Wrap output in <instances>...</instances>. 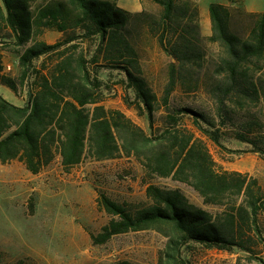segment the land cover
<instances>
[{"label": "trees", "instance_id": "1", "mask_svg": "<svg viewBox=\"0 0 264 264\" xmlns=\"http://www.w3.org/2000/svg\"><path fill=\"white\" fill-rule=\"evenodd\" d=\"M151 1L162 7L159 16L145 10L132 13L117 0H53L37 6V0H0V86L25 99L19 104L0 91V162L18 160L38 174L58 156L66 171L88 155L97 161L135 157L148 176L186 183L204 204L223 209L213 213L192 203L180 188L155 184L147 187L152 203L134 211L102 193L97 203L110 220L101 232L92 234L95 245L130 231L154 229L166 237L158 264H193L200 247L257 253L259 244H264L259 181L239 171L218 169L206 140L221 144V130H214L212 120L192 109L172 111L169 103L176 82L186 85L189 72L204 67V40L217 44L223 53L214 71L221 78L210 85L220 108L227 101L241 107L264 101V79L256 77L264 66V12L213 3L212 33L204 37L194 1ZM234 10L254 20L244 36L231 27ZM140 15L174 60L163 97L144 76L131 38L130 24ZM47 29L62 33L64 40L50 44L38 39ZM6 50L15 54L16 75L6 71ZM101 70L107 71L106 78ZM119 86L126 106L147 116L150 131L122 110L105 105ZM161 106L168 110L163 125L157 126ZM187 116L192 127L182 122ZM236 135L264 156V137ZM5 258L0 249V264H7ZM256 258L264 264V256Z\"/></svg>", "mask_w": 264, "mask_h": 264}, {"label": "rangeland", "instance_id": "2", "mask_svg": "<svg viewBox=\"0 0 264 264\" xmlns=\"http://www.w3.org/2000/svg\"><path fill=\"white\" fill-rule=\"evenodd\" d=\"M52 1L37 0L35 6ZM143 10L159 16L162 7L148 0ZM233 12L231 27L244 36L253 26L254 20L239 15L235 10ZM130 31L140 54L144 76L153 91L163 97L170 77V64L174 60L162 49L157 38L149 33L144 16L133 18ZM201 32L204 37L209 36L204 34L203 28ZM37 37L53 44L63 41L65 35L47 29ZM202 46L207 53L204 67L189 72L185 77L186 85L181 81L176 82L169 107L172 111L186 107L212 120L215 124L213 129L221 130V144L205 140L217 168L239 171L256 178L262 187L264 199V156L251 143L239 140L236 135L242 132L252 139L264 137V101L248 102L246 107L227 101L220 108L210 85L221 78L214 71L223 53L217 44L208 40H204ZM5 53L6 71L16 75L15 54L7 50ZM107 74L105 70L100 71L104 78ZM212 74L213 78H209ZM256 77L264 79V66ZM118 88L114 93H109L105 105L122 110L150 131L147 116H141L134 108H128L122 96L123 88ZM0 91L7 95L5 87L0 86ZM15 102L25 104V99L15 95ZM167 110L166 106L158 109L157 126L163 125ZM200 120L204 123L202 118ZM182 122L193 126L189 116L184 117ZM149 184L180 188L192 203L213 213L223 209L204 204L199 193L186 183L170 177L148 176L135 157L122 156L97 161L88 155L81 164L66 171L58 156L38 174L30 172L18 160L0 162V249L6 253L7 264H15L19 260H24L26 264H118L121 261L158 264L166 237L154 229L119 234L102 245H95L92 240V234L101 232L110 220V215L98 206L100 194L105 193L134 211L152 203L147 195ZM262 205L259 223L264 238V201ZM263 245L260 243L255 251L257 253L250 255L200 247L196 249L193 264H259L256 256H264Z\"/></svg>", "mask_w": 264, "mask_h": 264}, {"label": "crops", "instance_id": "3", "mask_svg": "<svg viewBox=\"0 0 264 264\" xmlns=\"http://www.w3.org/2000/svg\"><path fill=\"white\" fill-rule=\"evenodd\" d=\"M148 0H117L118 5L128 10L132 13L141 12L144 9V4ZM194 1L200 9L201 16V27L205 35H211L212 33V22L210 15V5L213 3L223 4L229 8L233 7H243L248 12L253 13H262L264 12V0H192ZM16 66V65H15ZM8 67L11 68V65L8 64ZM5 87V86H3ZM5 97L9 100L15 102V94L13 91L7 87Z\"/></svg>", "mask_w": 264, "mask_h": 264}, {"label": "built area", "instance_id": "4", "mask_svg": "<svg viewBox=\"0 0 264 264\" xmlns=\"http://www.w3.org/2000/svg\"><path fill=\"white\" fill-rule=\"evenodd\" d=\"M10 68V67H9Z\"/></svg>", "mask_w": 264, "mask_h": 264}]
</instances>
